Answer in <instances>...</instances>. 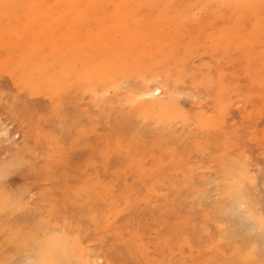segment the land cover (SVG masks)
I'll use <instances>...</instances> for the list:
<instances>
[{"label":"rangeland","instance_id":"374dc122","mask_svg":"<svg viewBox=\"0 0 264 264\" xmlns=\"http://www.w3.org/2000/svg\"><path fill=\"white\" fill-rule=\"evenodd\" d=\"M263 221L264 0H0V264H264Z\"/></svg>","mask_w":264,"mask_h":264},{"label":"bare ground","instance_id":"6f19581e","mask_svg":"<svg viewBox=\"0 0 264 264\" xmlns=\"http://www.w3.org/2000/svg\"><path fill=\"white\" fill-rule=\"evenodd\" d=\"M158 91H160V88H156V92H158ZM160 100V99H159ZM162 100V99H161ZM153 101H155V100H153ZM167 101V100H166ZM153 103H155V102H153ZM164 103V102H163ZM151 104V103H150ZM149 104V105H150ZM165 104V103H164ZM156 105V104H155ZM158 105H159V103H158ZM167 105V104H166ZM152 106V105H151ZM155 107V106H154ZM160 107V106H159ZM168 107V106H167ZM151 109L153 110V108L151 107ZM159 109V108H158ZM157 109V110H158ZM167 110V109H166ZM165 110V111H166ZM159 111V110H158ZM157 111V112H158ZM151 112V111H150ZM153 112V111H152ZM149 114V113H148ZM164 115V114H163ZM231 190H233L232 188H231ZM228 193H229V196H228V198L229 199H235L236 198V192L233 190V191H230V190H228ZM258 218V217H257ZM262 221V220H261ZM260 222V221H259ZM263 223H264V221H263ZM262 224V223H261ZM36 241V240H35ZM53 241H56L60 246H62V248H63V251L61 252H57L56 250H55V248L53 247V245H52V242ZM67 243V239L65 238V237H59V236H56V237H54L53 236V238H52V241H51V243H49V242H45V244L50 248H53V250L54 251H56V253H57V256H66L69 252H68V250H67V248H66V244ZM46 245L44 246V248H46ZM43 246V245H42ZM57 249H59V248H57ZM46 251V250H45ZM56 255V254H55ZM55 255H54V257H55ZM49 256V255H48ZM63 259V258H62ZM55 260H56V258H55ZM57 261V260H56ZM60 261V260H59ZM54 263V262H53ZM44 264V263H43Z\"/></svg>","mask_w":264,"mask_h":264}]
</instances>
